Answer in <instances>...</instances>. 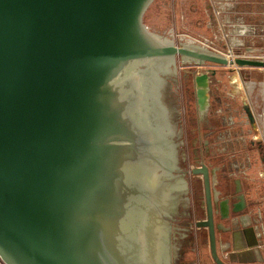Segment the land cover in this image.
Returning a JSON list of instances; mask_svg holds the SVG:
<instances>
[{
  "label": "water",
  "instance_id": "1",
  "mask_svg": "<svg viewBox=\"0 0 264 264\" xmlns=\"http://www.w3.org/2000/svg\"><path fill=\"white\" fill-rule=\"evenodd\" d=\"M152 1L0 0L2 264H165L185 182L144 77L177 57L238 69L264 58L154 34L143 22ZM214 73L194 74L200 114ZM189 172L205 197L195 226L213 262L231 264L217 253L209 169Z\"/></svg>",
  "mask_w": 264,
  "mask_h": 264
},
{
  "label": "rangeland",
  "instance_id": "2",
  "mask_svg": "<svg viewBox=\"0 0 264 264\" xmlns=\"http://www.w3.org/2000/svg\"><path fill=\"white\" fill-rule=\"evenodd\" d=\"M224 1L153 0L144 13L143 22L154 34L177 45H205L227 55L231 53L234 56L264 58V0H231L237 7L236 10H232L238 12L235 14L227 10L221 11L220 2ZM242 23L247 28L244 26V31L241 33L240 28L236 27L237 24ZM210 67L214 68L216 72L212 76L210 93L213 95L214 92L215 97L220 98L221 103L213 102L221 106V111L220 113L213 112L215 113L213 114L211 112L214 110L212 107L208 112L207 125L211 127L213 133L208 134V136H202L200 133L195 135H199L198 141H209L210 152L218 157L214 159L212 157L209 160L210 157L201 155L202 147L199 149L200 144H198L195 148H197L199 156L197 159L189 160L188 165L190 166L188 168L198 164L202 158L209 165H219L220 169L226 172L221 173L222 178L227 175L229 170L234 169L235 165L239 166L240 172H243L244 168L251 167L257 175L256 171L262 169L263 165H261L256 154H253L254 159H251V153L254 152L249 144L253 134L251 125L246 120L240 100L234 96L232 98L228 92L232 93L234 90V85L230 84V77L233 75L238 76L239 83H247L243 85L245 87L253 84L249 101L253 106H256L254 108L261 116L260 108L264 106L260 97L262 92L260 82L264 81V69L248 67L238 69L234 66H215L210 63L195 67L190 63H182L180 57L176 58L175 64L151 65V73L147 74L148 77L146 76L144 79L149 82L150 96L153 99L151 100L159 120V126L162 128L163 134H167L174 141V157L177 161V167H181L178 164V159L182 153L192 147L190 141L194 135L188 134L189 131L187 130L198 125L195 96L194 92L192 93L194 90L192 78L195 73L205 71L206 68ZM237 71L242 77L241 81ZM234 78L233 76L232 82H235ZM254 95L255 98H253ZM256 103L259 105L257 106ZM260 116L257 117L262 120L261 125L264 131V120ZM177 132H180L179 139L175 136ZM218 132L222 133L223 136H218ZM244 177H246V181H256L262 194H264V179L260 178L261 176ZM188 181L195 188L194 197L199 200L203 193L201 179L193 177L189 178ZM247 183L250 185L251 182ZM252 185L254 186L251 183ZM178 205V208L182 207V203ZM198 216L201 214L196 212L195 218L198 219ZM177 217L178 213H172L173 221ZM202 232L204 236L202 239L203 251L196 247V243L192 245V233L189 235L190 240L183 242L178 239L179 235L176 234L177 241L175 240L172 246V254L169 253L168 255L167 250L162 254L164 263L168 264V261H172V264H211L206 230H202ZM187 253L190 254L186 255ZM0 264H2L1 261Z\"/></svg>",
  "mask_w": 264,
  "mask_h": 264
},
{
  "label": "crops",
  "instance_id": "3",
  "mask_svg": "<svg viewBox=\"0 0 264 264\" xmlns=\"http://www.w3.org/2000/svg\"><path fill=\"white\" fill-rule=\"evenodd\" d=\"M221 11H231L233 14L238 13L236 10L237 7L234 5L231 0H225L220 2ZM237 5V4H236ZM243 24V23H242ZM237 24L236 28H240L241 33L244 31L245 24ZM249 27V26H248ZM247 28V27H246ZM239 30V29H238ZM239 33V32H238ZM239 33V34H241ZM240 76L239 72L237 71ZM236 74V73H235ZM238 80L232 82V77ZM230 77V84L234 85V90L232 93L228 92V95L236 97L240 100L241 108L243 109V101L247 103L248 107L254 115L255 123L254 126H250L252 130V137L249 140L250 148L254 151L251 153V159H254L256 154L259 157L262 169L257 170V175L254 173L251 167L244 168L243 172H240L239 166L235 165L234 169L229 170L227 175L222 178V171L219 165L210 164L212 168V189L215 192V203H214V220L216 224V243H217V253L220 258L223 259L226 263L231 264H264V194H262L260 188L258 187L256 181L250 180L246 181L244 176H261L260 178L264 179V131L263 126L261 125L262 120L258 119V112L255 105L251 104L250 92L253 91V84L250 86H243L247 83L241 82L239 85L238 76L233 75ZM240 76V81H241ZM261 85V100L263 101L264 106V81L260 82ZM209 104L203 112L204 119L208 122V112L213 107L214 110L211 112L220 113L221 106L218 104H213L214 101L213 95L209 93ZM255 98V95L253 96ZM260 104V101H258ZM258 104V105H259ZM257 105V103H256ZM257 105V106H258ZM197 109V107H196ZM262 115L260 116L264 120V107L260 108ZM213 113V114H215ZM219 116V115H218ZM246 116V113H245ZM256 116V117H255ZM248 122V119L246 117ZM206 128V125H205ZM208 132H204V136H208L213 133L211 127L209 126ZM218 136H223L222 133L218 132ZM257 135V136H256ZM258 137L257 139H255ZM221 138L219 139V141ZM254 141V143H251ZM256 144L258 145L256 147ZM263 147L262 149H259ZM220 158V157H219ZM242 176V177H239ZM251 182L254 186H251L247 183ZM222 201V202H221ZM178 217L181 218L179 215ZM201 216H198L200 218ZM197 219V218H196ZM176 220V219H175ZM173 220H170L171 224V235L174 237V232L172 224ZM184 229H181L183 231ZM198 238L196 247L202 251V239L204 238L203 232L197 230ZM186 237V234L183 232L179 234L178 239L183 242V239ZM208 238V237H207ZM173 244L171 245L172 249ZM201 247V248H200ZM209 249V243H208ZM172 254V253H171ZM190 253H187L188 255ZM210 255V253H209ZM205 257V255H203ZM210 259L212 260L211 256ZM184 264V263H182ZM211 264H215L212 260Z\"/></svg>",
  "mask_w": 264,
  "mask_h": 264
},
{
  "label": "flooded vegetation",
  "instance_id": "4",
  "mask_svg": "<svg viewBox=\"0 0 264 264\" xmlns=\"http://www.w3.org/2000/svg\"><path fill=\"white\" fill-rule=\"evenodd\" d=\"M207 69V68H206ZM210 69V68H209ZM216 73V72H215ZM212 74L210 75L209 78V90H208V104H209V93H210V84L212 83V76L215 75ZM194 77V76H193ZM192 84L194 87V90L192 91V93L194 92V96H195V107H197L196 111H197V123L198 125L193 126L191 129L187 130L189 131L188 134H194L192 137V140L190 141L192 144V147L188 148L187 151L185 153H182L180 158L178 159V164L181 165V167H179L180 169V176L182 177V179L185 182V185H183L182 191L180 193V195L177 194L178 197H180L181 199V203H182V207L177 209L178 216L180 215V217H177L176 220H174L172 222V229L174 232V237L171 235V233L169 234V238L167 243H169V245H167L166 249L168 248V254L170 253L171 255V245L174 244L175 240H176V234L179 235L180 233L183 232V234H186V237L183 239V241L186 240H190V233H192L191 235V240H192V245H194L195 241H197L198 238V232L202 231V230H206V234H207V229L204 227H196L195 223L197 221L203 220L206 218V209H205V197H204V189H203V181H202V176L201 175H195L190 173V169H192L193 167H197L200 166L201 163H204L208 169H209V173H210V178H211V197H212V203H213V220H214V203H215V192L212 189V175H213V171L212 168L210 167V165L208 163H206L205 161L202 160V158L200 159V161L198 162V164H196L195 166H191L188 168V162L190 159L194 160L197 159V156H199L198 150L197 148H195L196 145L200 144V146L198 147L199 149L202 147V149L200 150L201 155H204L206 157H210L209 160H211V158L213 157V159L215 157L218 156H214V153L210 152V148H209V141L207 140H202V141H198V137L199 135H195L197 133L202 134V136L204 135V132H208V130L210 129L209 126L207 125V121L204 119V114H200L198 111V106H197V102H196V90H195V85H194V81L192 78ZM214 98V101H217L218 103H221V100L219 97H212ZM213 104H215L214 102H212ZM202 125V126H201ZM206 125V128H205ZM176 123H175V127H176ZM176 138L179 139L180 137V132H177L175 134ZM251 143H254V141H251ZM258 145L256 144V147ZM263 147L260 146L259 149H262ZM212 155V156H211ZM179 156V155H178ZM183 156V158H182ZM185 156V157H184ZM182 160V161H181ZM188 171V172H187ZM193 177H198L201 179L202 181V190L203 193L200 196V199L197 200L194 195H195V188L194 186H192L190 184V182L188 181L189 178H193ZM222 202V201H221ZM196 212L199 214H201V217L196 219L195 215ZM214 225H215V233H216V224H215V220H214ZM181 229H184L183 231L180 232ZM196 234V235H195ZM208 237V234H207ZM177 241V240H176ZM222 259V258H221ZM223 260V259H222ZM225 262V261H224ZM169 264H172V261H168Z\"/></svg>",
  "mask_w": 264,
  "mask_h": 264
},
{
  "label": "bare ground",
  "instance_id": "5",
  "mask_svg": "<svg viewBox=\"0 0 264 264\" xmlns=\"http://www.w3.org/2000/svg\"><path fill=\"white\" fill-rule=\"evenodd\" d=\"M235 81H237V80L235 79ZM237 83H238V81H237ZM239 85H240V83H239Z\"/></svg>",
  "mask_w": 264,
  "mask_h": 264
}]
</instances>
